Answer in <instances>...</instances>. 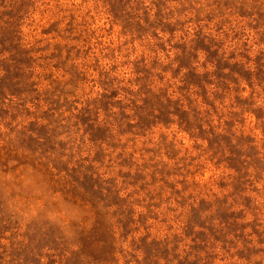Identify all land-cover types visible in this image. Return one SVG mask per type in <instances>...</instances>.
<instances>
[{"label": "rangeland", "instance_id": "obj_1", "mask_svg": "<svg viewBox=\"0 0 264 264\" xmlns=\"http://www.w3.org/2000/svg\"><path fill=\"white\" fill-rule=\"evenodd\" d=\"M0 264H264V0H0Z\"/></svg>", "mask_w": 264, "mask_h": 264}]
</instances>
